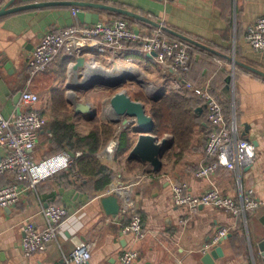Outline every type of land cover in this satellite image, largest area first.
Returning a JSON list of instances; mask_svg holds the SVG:
<instances>
[{"label": "crops", "instance_id": "obj_1", "mask_svg": "<svg viewBox=\"0 0 264 264\" xmlns=\"http://www.w3.org/2000/svg\"><path fill=\"white\" fill-rule=\"evenodd\" d=\"M49 1L118 8L141 18L120 14L142 37L158 32L151 24L158 23L198 43L184 41L189 45L186 46L171 32L161 31L163 38L186 47L190 69L185 74L132 46L105 54H83L89 74L99 76L100 72L114 71L115 75L130 76L122 88L133 100L158 102L167 95L182 98L179 106L184 105L187 112L179 135L185 139L180 142L183 145L177 144L169 131L159 137L166 138L170 148L157 172L148 163L128 161L136 136L123 126H133L131 119L113 123L116 118L110 111L109 99L117 90L98 85L82 89L81 73L71 69L77 58L62 53L45 71L30 74L28 61L34 47L48 31L79 23L72 15L76 8L58 5L0 16V115L12 119L22 111L21 94L29 90L40 96L35 108L47 120L31 152L37 165L33 175L42 180L34 190L24 192L16 205L0 209V264H66L65 257L80 243L91 245L89 264H118L126 248L139 253L133 264H204L203 256L213 249L206 252L205 248L221 228L230 231L217 245L223 256L213 264H264L257 248L264 239V52L253 51L245 39L248 27L264 12V0H16L14 6ZM83 11L98 14L100 22L107 24L122 20L116 16L119 13L103 8ZM205 85L220 104L230 101L228 122L234 121L237 135L256 150L252 166L234 170L218 167L208 178L196 176L200 166L209 162L204 155L209 131L207 114L194 90ZM78 103L89 104L96 116L75 114ZM54 122L72 126L81 137L103 126L112 130L111 137L93 155L107 170L109 180L104 187L99 189L98 178H82L75 165H67L81 152L58 146L51 130ZM109 145L113 146L111 150L107 149ZM2 155L0 150V158ZM144 174L145 180L139 182L137 176ZM12 181L9 174L0 175V187ZM181 182L187 184L192 195L216 186L236 201L252 190L259 205L239 216L208 206L189 214L172 200L171 185ZM121 186L120 196L131 198L147 231L142 241H135L130 233H121L122 226L128 223L127 215L119 211L115 217L109 216L100 203L104 192ZM51 204L66 207L69 217L45 251L26 257L20 249L23 226L30 221L42 227L45 220L41 210Z\"/></svg>", "mask_w": 264, "mask_h": 264}, {"label": "built area", "instance_id": "obj_2", "mask_svg": "<svg viewBox=\"0 0 264 264\" xmlns=\"http://www.w3.org/2000/svg\"><path fill=\"white\" fill-rule=\"evenodd\" d=\"M167 3L171 0H160ZM76 10L72 15L76 18ZM161 31L148 36H140L131 29L124 20H116L112 24L99 22L85 25L75 23L68 27L48 31L34 47L28 61L31 76L45 71L53 59L60 53L64 56L83 57L87 51L96 54H105L111 50L125 49L129 45L138 44V49L146 54L155 53L157 62L170 65L181 74L190 69V56L186 47L177 41L168 40L160 36ZM248 46L255 52H264V12L248 27L246 35ZM189 86V85H188ZM203 102L207 114L209 131L207 134L204 155L208 163L203 164L196 171L198 178H208L218 167L226 170L247 168L256 160V150L252 143L237 135L235 122L229 123L223 113L221 104L212 96L207 85L194 89ZM20 111L12 119L0 115V175L9 174L13 181L0 187V209L16 205L22 194L34 190L42 177L34 176L37 165L31 152L36 145L39 133L44 129L47 120L35 108L40 101L37 93L25 90L21 94ZM109 145L107 149L111 150ZM106 149V150H107ZM81 154H75L74 158ZM75 159H69V167L75 165ZM144 175H138L139 182L145 180ZM134 184V183H133ZM123 186L112 187L104 192V196L112 192L120 196ZM172 200L175 206L183 208L193 214L199 207L208 206L222 210L232 216H239L255 210L259 202L252 196L253 191L247 193L239 200L223 195L216 186H211L200 195H192L187 191L184 182L171 185ZM121 198V199H120ZM120 212L128 216V223L121 228V233H130L135 241H142L147 231L142 224V218L134 211V203L128 195L120 196ZM45 224L38 227L32 222L23 226L24 236L20 242V249L24 256L43 252L54 241L61 231L63 223L69 217L66 207L62 205H48L41 210ZM186 221V220H181ZM229 228H221L216 232L205 251L217 246L220 240L229 233ZM139 253L133 248L124 249L118 264H133ZM91 258V245L80 243L74 247L66 264H89Z\"/></svg>", "mask_w": 264, "mask_h": 264}, {"label": "water", "instance_id": "obj_3", "mask_svg": "<svg viewBox=\"0 0 264 264\" xmlns=\"http://www.w3.org/2000/svg\"><path fill=\"white\" fill-rule=\"evenodd\" d=\"M31 1V0H23ZM16 0H0V16L5 14H10L13 12H18L26 9L39 8V7H49V6H74L76 8V18L79 23L85 25L97 24L100 22L99 15L96 13L85 12L83 8H103L107 10L114 11L119 14H125L133 16L134 18L141 19L139 16L131 14L125 10L118 8H113L110 6H102L97 4H91L86 2H41V3H30L19 6H14ZM152 26L158 28L163 32H171L160 24L151 23ZM171 34L180 38L183 41H187L191 44L198 45V43L171 32ZM204 48L203 46H199ZM206 49V48H205ZM150 56H155L153 52L149 54ZM85 58L79 57L71 66L72 71L76 73H81L82 78V89L86 87L92 88L96 85L109 88L111 90H117L109 99V108L116 120L113 123L122 122L124 119H131L133 126L128 128L127 123H123L124 128L129 130L134 136H136V142L132 149L129 151L127 160L128 161H140L142 163H148L152 167L154 172H157L162 167V157L167 149L170 148V144H167L166 138H158L154 132V120L148 114L146 105L143 102L133 100L129 93L122 88L127 82L131 80L128 75H115L113 72L110 74L108 72H100V75L96 76L86 72ZM90 81V84H88ZM75 114H88L91 118L96 116V111L91 108L89 104L78 103L74 107ZM73 157L74 155L71 154ZM100 203L109 216L115 217L120 211V203L118 200V195L116 193L102 196L100 198ZM257 248L261 255L264 257V239L257 244ZM223 256L222 249L219 246L213 248L209 253L205 254L202 258L204 264H213V261L219 257Z\"/></svg>", "mask_w": 264, "mask_h": 264}, {"label": "trees", "instance_id": "obj_4", "mask_svg": "<svg viewBox=\"0 0 264 264\" xmlns=\"http://www.w3.org/2000/svg\"><path fill=\"white\" fill-rule=\"evenodd\" d=\"M118 19H122L127 22V18L122 15H116ZM129 27V23L127 24ZM183 42L186 46H189L186 42ZM138 48V44H132L128 47ZM182 98L177 96L167 95L158 102L145 101V105L148 114L154 120V134L159 138L166 131L173 134L174 140L177 144L183 145L180 142L185 139L184 135H179V132L183 129L182 120L185 117L184 105L179 106V101ZM224 116L228 121L231 114V105L228 100L226 104H221ZM51 127L52 135L58 146H63L72 152H81V155L75 159V166L78 174L82 177L98 178L99 189L104 187L108 183V176L106 168L99 164V162L93 156L94 153L105 143L112 135V130L104 127L96 131H91L87 136L81 137L74 132L72 126L66 125L63 122H54ZM123 139V137H122ZM207 139V138H206ZM130 144V142H129ZM122 147H124L122 142ZM7 175V174H5ZM59 205V204H54Z\"/></svg>", "mask_w": 264, "mask_h": 264}, {"label": "bare ground", "instance_id": "obj_5", "mask_svg": "<svg viewBox=\"0 0 264 264\" xmlns=\"http://www.w3.org/2000/svg\"><path fill=\"white\" fill-rule=\"evenodd\" d=\"M115 68H116V69H118V68H119V66H118V67L116 66ZM115 68H114V69H115ZM119 70H121V69H119ZM119 70H118V71H119Z\"/></svg>", "mask_w": 264, "mask_h": 264}, {"label": "rangeland", "instance_id": "obj_6", "mask_svg": "<svg viewBox=\"0 0 264 264\" xmlns=\"http://www.w3.org/2000/svg\"><path fill=\"white\" fill-rule=\"evenodd\" d=\"M101 97V96H100Z\"/></svg>", "mask_w": 264, "mask_h": 264}]
</instances>
